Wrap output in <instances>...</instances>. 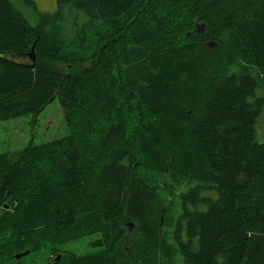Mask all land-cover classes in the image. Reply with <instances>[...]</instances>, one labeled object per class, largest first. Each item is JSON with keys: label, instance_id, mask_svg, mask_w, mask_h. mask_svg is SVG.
Masks as SVG:
<instances>
[{"label": "trees", "instance_id": "obj_1", "mask_svg": "<svg viewBox=\"0 0 264 264\" xmlns=\"http://www.w3.org/2000/svg\"><path fill=\"white\" fill-rule=\"evenodd\" d=\"M56 97L68 134L0 153V264H264V0H0V121Z\"/></svg>", "mask_w": 264, "mask_h": 264}, {"label": "rangeland", "instance_id": "obj_2", "mask_svg": "<svg viewBox=\"0 0 264 264\" xmlns=\"http://www.w3.org/2000/svg\"><path fill=\"white\" fill-rule=\"evenodd\" d=\"M11 2L32 25L36 24L41 16L51 14L55 9V0H11ZM127 17L129 16H124L122 19L115 21V26L119 25ZM194 31L203 32L204 29L201 24L197 23ZM212 45L214 44L210 43V46ZM51 64L56 70L63 73L71 70V68L59 62H52ZM258 94L261 95L263 92H259ZM185 126L187 127V123L183 124V127ZM67 134L68 131L63 121L62 109L56 97L37 114H27L6 121H0V153L18 150L27 144L38 145L62 138ZM182 134L183 131L181 129L169 131L172 142L174 138L178 139ZM256 140L259 143L264 142V104L256 123ZM166 180L170 184L174 183L176 186L178 185L173 177L168 176ZM172 200L174 207L178 209L179 203L177 199L173 198ZM133 228L134 224L129 222L127 226L128 232H131ZM98 238V234H90L74 241L52 245L54 248H49L51 246L49 243H40L38 246L42 250L28 254L24 258L19 259L15 264H45L48 259L55 256L54 254H64V252H72L77 255L96 252L101 249L94 245V242ZM182 238L184 239L183 233ZM170 242H172L171 238ZM175 253L173 264H183L180 253Z\"/></svg>", "mask_w": 264, "mask_h": 264}, {"label": "water", "instance_id": "obj_3", "mask_svg": "<svg viewBox=\"0 0 264 264\" xmlns=\"http://www.w3.org/2000/svg\"><path fill=\"white\" fill-rule=\"evenodd\" d=\"M29 56H30V58L33 60V57H34L33 52H31V53L29 54ZM20 257H21V255H20Z\"/></svg>", "mask_w": 264, "mask_h": 264}]
</instances>
